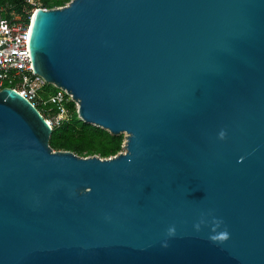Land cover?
<instances>
[{
  "label": "water",
  "instance_id": "95a60500",
  "mask_svg": "<svg viewBox=\"0 0 264 264\" xmlns=\"http://www.w3.org/2000/svg\"><path fill=\"white\" fill-rule=\"evenodd\" d=\"M33 69L122 151L80 156L0 89V264H264V0H69Z\"/></svg>",
  "mask_w": 264,
  "mask_h": 264
},
{
  "label": "built area",
  "instance_id": "2783aa9c",
  "mask_svg": "<svg viewBox=\"0 0 264 264\" xmlns=\"http://www.w3.org/2000/svg\"><path fill=\"white\" fill-rule=\"evenodd\" d=\"M31 1V0H30ZM7 6L0 7V89L9 87L26 97L52 126L72 119L69 104H78L65 89L49 83L33 69L29 51L30 17L26 20ZM78 116V115H77Z\"/></svg>",
  "mask_w": 264,
  "mask_h": 264
},
{
  "label": "trees",
  "instance_id": "16d2710c",
  "mask_svg": "<svg viewBox=\"0 0 264 264\" xmlns=\"http://www.w3.org/2000/svg\"><path fill=\"white\" fill-rule=\"evenodd\" d=\"M33 1V2H32ZM69 0H0V7L7 6L5 16L12 10L26 20L35 8H52L62 6ZM72 119L60 126H54L49 138L50 146L55 150H70L80 156H112L122 149L123 134L114 135L104 128L83 122L74 109L72 102Z\"/></svg>",
  "mask_w": 264,
  "mask_h": 264
},
{
  "label": "rangeland",
  "instance_id": "374dc122",
  "mask_svg": "<svg viewBox=\"0 0 264 264\" xmlns=\"http://www.w3.org/2000/svg\"><path fill=\"white\" fill-rule=\"evenodd\" d=\"M32 2H33V1H32ZM123 136H124V134H123ZM123 143H124V140H123ZM123 143H122V149H121V151L124 150V149H123Z\"/></svg>",
  "mask_w": 264,
  "mask_h": 264
}]
</instances>
